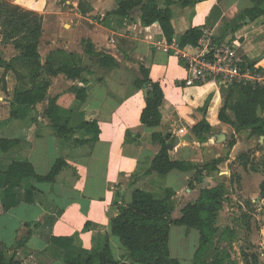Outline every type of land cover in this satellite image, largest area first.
Masks as SVG:
<instances>
[{
  "label": "crops",
  "instance_id": "obj_1",
  "mask_svg": "<svg viewBox=\"0 0 264 264\" xmlns=\"http://www.w3.org/2000/svg\"><path fill=\"white\" fill-rule=\"evenodd\" d=\"M9 1L43 15L41 42L47 38L53 45L50 46L52 48L48 55L58 49L79 52L88 80L85 84L88 89L86 101H78L74 93L69 91L71 86L83 83L68 79L62 73L52 77L48 96L57 95L61 106L74 108L78 121L96 120L100 134L97 141L75 145L60 139L50 125L45 111L48 100L13 118L10 116L12 104H0V125L3 124L0 137L20 140L0 156L2 168L14 161L28 160L38 174L47 175L59 158L63 157L67 161L54 182L25 180L18 189L17 204L9 208L6 207L2 187L3 173L0 172V246L12 248L18 233L25 231L24 225L29 223L32 234L17 255L22 264H67L68 255L99 250L106 243H109L116 259L130 263L128 251L119 237L112 233L111 221L118 213L119 200L123 198L125 203H131L133 191L137 188L158 194L156 196H164L165 189L171 188L175 191L172 216L179 218L187 204L199 199L203 188L217 185L212 176L205 175L202 182H195L190 187L189 182L193 180L195 170L180 169H172L165 175L153 172L135 182L134 175L146 169L150 159L159 150L160 144L153 142V133L171 134V159L186 162L196 160L202 150L214 142L218 143L216 134L226 135L224 128L222 132L216 128L225 123L217 117V121L212 123L213 131L207 134L209 141L201 143L192 127L204 115L195 109L194 102L184 96V93L202 88H210L218 93L221 91L213 83L184 85L186 68L178 56L165 50L168 42L158 22L144 25L139 11L131 19L113 16L104 19L105 14L121 0H86L90 3L85 6L86 13H82L79 7L81 0H64L63 4H57L56 0ZM158 3L164 7L163 0ZM49 6L56 9L50 12L49 9L46 10ZM251 6L250 0H205L193 7L174 5L173 42L179 45L180 36L187 29L204 25L215 7L220 10V16L216 20L212 19L214 25L210 24L208 27L207 35L212 37L223 19L231 21ZM50 13L55 15L52 27L46 24L47 14ZM67 22L74 25V28L64 37L60 34V27ZM263 22L264 17L254 22L246 19L234 34L230 33L225 38H233L237 53L242 59L256 60L255 65L264 69ZM63 37L69 43L64 41L61 44ZM83 39H90L99 50L112 52L120 60V65L114 68L100 67L98 56L83 52ZM42 55L46 58V52ZM123 55L127 58L122 59ZM134 57L140 60L137 66L131 61ZM139 64L149 68L151 79L160 82L164 91L162 121L158 126L149 127L140 120L146 97L143 90L134 86ZM127 131L131 135L126 140ZM233 132L237 142L231 149L230 157H233L235 151L245 147L242 146L245 133H250L251 130ZM93 134L90 128L76 132V136L92 137ZM221 155L220 151L216 154L217 157ZM236 166V170L244 176L246 169L242 165ZM30 186L34 189H30ZM173 227L179 229L176 231L182 232L185 237L195 229L172 224L170 234ZM197 233L200 241L199 231ZM199 241L194 247L193 257ZM170 251L182 264L181 257L174 254L171 247Z\"/></svg>",
  "mask_w": 264,
  "mask_h": 264
},
{
  "label": "trees",
  "instance_id": "obj_2",
  "mask_svg": "<svg viewBox=\"0 0 264 264\" xmlns=\"http://www.w3.org/2000/svg\"><path fill=\"white\" fill-rule=\"evenodd\" d=\"M159 0H121L117 6L105 14L104 19L111 16L119 19H131L136 11L140 12V20L146 25L158 22L168 43L174 39V26L172 24L174 5L182 7H193L205 0H163L164 7L158 3ZM251 7L245 8L235 19L236 24L227 22L220 36H214L213 42L221 43L225 37L237 31L242 26V20L249 19L250 22L264 17V0H250ZM86 0L79 2L82 13H86ZM217 8V7H215ZM214 8V9H215ZM209 18L204 25L194 26L187 29L179 40V46L197 45L207 35ZM43 33V16L34 10L26 9L8 0H0V37L4 42H10L16 56L7 62L0 51V66L14 70L13 61L19 60L28 66L30 83L26 87L15 88L12 98V109L10 116L18 117L23 111L35 107L38 103L48 100L46 117L57 136L63 141L72 142L75 145H83L99 139L100 128L96 120L78 121L75 118V109L61 106L58 96H48L51 86V78L64 74L68 79L79 80L81 85H73L69 91L74 93L80 102L88 98L86 87V69L82 65V57L76 53L67 52L64 49L52 51L44 62H40L39 44ZM233 39V38H232ZM83 52L88 55L98 56V63L103 68H114L120 65V60L108 50H99L90 39H83ZM125 55L122 59H126ZM243 69L253 68L256 60L243 59ZM261 72L264 69L259 67ZM134 86L139 90H147L145 106L141 112V123L153 127L160 125L162 121L161 106L164 101V91L158 81L150 77V70L144 64H139L135 73ZM227 91L224 104L219 111L218 117L221 121L230 123L236 131L250 129L252 133L264 136V82L235 81L227 87H222L221 92ZM228 111L233 113V119L229 117ZM90 128L93 136H76V132ZM193 133L201 139L205 138L211 131L205 117L192 127ZM131 135L127 131L126 140ZM170 133H153L154 143L160 147L156 154L150 159L146 169L134 175L135 182L140 178L153 172L165 175L172 169L195 170L194 178L189 182L192 187L195 182H202L203 171L191 162L173 160L170 157L172 144L169 143ZM20 140L18 138L0 137V150L7 152ZM234 142H231L232 145ZM249 152L245 151L239 157L249 159ZM219 160L207 163L204 169L214 170ZM261 163L250 169L259 171L262 166L264 172V159ZM67 161L59 158L47 175L36 172L34 165L28 160H18L10 163L5 168L0 166L3 173L2 187L5 192L6 207H12L18 202V189L23 186L25 180L31 179L36 182H54ZM247 169V161L242 163ZM224 183L213 187H205L196 202L187 204L181 211L179 218H173L175 209V191L171 188L165 189L164 196H156L153 192L137 188L133 191L131 203H125L122 198L118 203V213L111 221L112 233L119 237L123 247L128 251L130 263L116 259L112 253L109 243L103 248L92 252L83 251L77 255H68L67 264H181L170 251V227L172 224L186 225L195 228L200 233L199 246L197 247L193 264H227L228 254L225 250L216 251L208 259L213 243L215 231L214 222L218 211L225 200ZM261 192L264 193V181L261 183ZM30 189L34 187L30 186ZM4 206V205H3ZM26 230L18 233V238L12 248L0 246V264H22L17 259L19 250L23 248L32 234L31 225H24Z\"/></svg>",
  "mask_w": 264,
  "mask_h": 264
},
{
  "label": "rangeland",
  "instance_id": "obj_3",
  "mask_svg": "<svg viewBox=\"0 0 264 264\" xmlns=\"http://www.w3.org/2000/svg\"><path fill=\"white\" fill-rule=\"evenodd\" d=\"M9 2L12 3V1ZM55 2L57 4H63L64 0H56ZM71 5L73 6V4ZM88 5H90V3L86 1L85 6ZM48 9L49 11H53L56 8L54 6H49V8L46 7V10ZM54 16L55 15L51 13L47 14L46 24L50 27H52ZM92 16L96 15H91V17ZM219 16L220 10L215 8L211 13L209 23L214 25L211 20H216ZM245 21L246 20H242L241 24L243 25ZM227 22L234 25L237 21H235V19L231 21L223 19L215 31V36H220L223 31L226 30L225 25ZM73 28L74 25L67 22L64 26L62 25L60 27V34L65 37ZM225 32H229V30ZM64 37L61 39V44L64 41L69 43L68 40H64ZM58 43L57 41V44ZM51 44L52 41L47 38L43 40V42H41L40 39L39 50L41 49V53L38 58L40 62L46 60L45 56L42 54L46 52V57L48 56V51L52 48H50V46H53ZM71 44L74 45L73 42ZM76 44L79 45L78 43ZM0 51L2 57H4L7 62L11 61L17 54L13 45L10 42L6 43L2 41L1 37ZM72 53L80 55L77 50ZM131 61L135 62V66L140 62L137 57H134ZM12 63L14 64V70L2 66L0 67V104L2 106L11 105L15 88L26 87L30 83L28 76V66L30 65L19 60L13 61ZM226 95L227 91L218 93L210 88H202L192 93H184V96L194 102L195 109L203 113L209 126H211L210 133L213 131L214 127L212 123L217 121L218 113L224 104ZM228 114L229 117L233 119V113L228 111ZM218 120H220L219 117ZM224 123L223 126L216 127L217 130L221 132L224 128L226 132L227 140L224 144L214 142L213 145L202 150L201 155L196 156V160L188 161L198 169H201L204 175L212 176L216 184H225V200L214 222L213 250L208 259L211 260V256L215 254L216 251L225 250L229 255L226 261L227 264H264V193L262 194L260 187L261 183L264 181V172L261 170L262 166H260L259 171L250 169L252 164L258 166V164L261 163L260 161L264 159V137H262L263 135L261 136L252 132L245 133L244 145L242 144V146L245 147H242L239 151H235L233 157H230L231 149L237 142V139L235 138L236 134L233 132V130H235L234 126L230 123ZM2 128L3 124L0 125V129ZM208 141L209 138L207 135L205 138L202 137L200 139L201 143ZM231 142L234 143L231 145ZM218 151L221 152V157L216 156ZM245 151L249 152V159H246V157L245 159L239 157L240 154ZM3 154H5V152L0 150V156ZM234 157L235 159H233ZM215 160L219 161L215 164L216 167L214 170L204 169L207 163ZM245 161H247L248 168L246 169V174L242 176V174L236 170V164L242 165ZM176 230L179 229L173 227L170 234V247L172 252L181 257L183 261L182 264H193L194 247L199 241L198 231L193 229L191 234L185 237L182 232Z\"/></svg>",
  "mask_w": 264,
  "mask_h": 264
},
{
  "label": "built area",
  "instance_id": "obj_4",
  "mask_svg": "<svg viewBox=\"0 0 264 264\" xmlns=\"http://www.w3.org/2000/svg\"><path fill=\"white\" fill-rule=\"evenodd\" d=\"M165 50L178 56L183 62L187 76L186 86H198L213 83L221 91L235 81L264 82V72L258 66L243 69L244 60L238 55L236 44L225 38L221 43L213 42L206 35L197 45L182 48L178 44L168 43Z\"/></svg>",
  "mask_w": 264,
  "mask_h": 264
},
{
  "label": "water",
  "instance_id": "obj_5",
  "mask_svg": "<svg viewBox=\"0 0 264 264\" xmlns=\"http://www.w3.org/2000/svg\"><path fill=\"white\" fill-rule=\"evenodd\" d=\"M247 20L249 21L248 18H247ZM144 95H145V97H147V95H148L147 90H144ZM262 137H264V136H262ZM216 138H217L218 143H222L226 140V135L224 133H218V134H216Z\"/></svg>",
  "mask_w": 264,
  "mask_h": 264
}]
</instances>
